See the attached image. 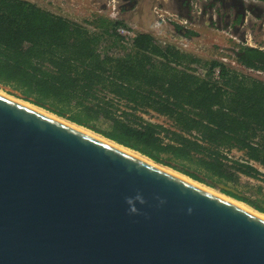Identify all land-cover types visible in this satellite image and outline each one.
Listing matches in <instances>:
<instances>
[{"label":"trees","instance_id":"obj_1","mask_svg":"<svg viewBox=\"0 0 264 264\" xmlns=\"http://www.w3.org/2000/svg\"><path fill=\"white\" fill-rule=\"evenodd\" d=\"M121 26L0 0V87L264 211L236 186L264 179V79ZM237 49L238 62L264 70V49Z\"/></svg>","mask_w":264,"mask_h":264},{"label":"water","instance_id":"obj_2","mask_svg":"<svg viewBox=\"0 0 264 264\" xmlns=\"http://www.w3.org/2000/svg\"><path fill=\"white\" fill-rule=\"evenodd\" d=\"M69 121L0 92V264H264V217Z\"/></svg>","mask_w":264,"mask_h":264},{"label":"rangeland","instance_id":"obj_3","mask_svg":"<svg viewBox=\"0 0 264 264\" xmlns=\"http://www.w3.org/2000/svg\"><path fill=\"white\" fill-rule=\"evenodd\" d=\"M31 1H34L38 5L46 9H49L55 13L62 14L78 22H94L100 16L107 17L113 20L122 19L130 26L131 33L133 34L139 31L150 32L158 38L164 41L172 42L181 47L183 50L193 52L203 57L204 59H225L224 61L227 62L230 66L237 68L238 70L240 69V71H243L245 73L259 76L264 79V70L245 67L243 64L238 62L236 58V51L238 50L237 48L242 45L264 49V11H261V8H264V0H245L246 5L254 3L256 5L254 8L259 11L260 14L259 16H250L249 22H242L239 28L242 27L243 23H246L244 37L236 32L238 29L237 24L235 25L236 27L234 26L232 27V29H229L226 22H221L218 25L203 21L193 22L192 20L188 21V23H181L179 21L181 17L179 16V5H173L174 0H128L129 3L132 2V7H130L129 9H124V0H121V3L123 4H120L118 7L123 12V14L120 15V17L119 15H117L116 17H111L110 15L115 12V9L113 8L115 2H113L112 0ZM225 1L232 5V16L230 18L231 20L233 18V15H236V10L237 8L239 10V6L242 4V2L241 0ZM157 4L159 5V13H156L154 11L156 10ZM157 14H162L165 18V21L162 20V22L159 23V21L157 20L158 18L156 17ZM222 18L225 19V15H223ZM253 24H256L258 26L256 28L258 30L257 33L254 30V32L251 30L252 28L255 29L253 27ZM247 28L248 30L246 32ZM132 36L133 35L129 34L126 37L130 38ZM0 89L9 93L6 88L0 87ZM231 154L232 156L237 158L243 157V152L240 151H233V153ZM260 167L264 171V166ZM236 186L239 190H241L247 196H250L254 200L264 199L263 178L260 179L247 175H241L240 180L237 182ZM211 188L225 194L217 188ZM225 195L231 196L228 194ZM245 203L248 204L251 208L264 213V211L256 208L250 203Z\"/></svg>","mask_w":264,"mask_h":264},{"label":"flooded vegetation","instance_id":"obj_4","mask_svg":"<svg viewBox=\"0 0 264 264\" xmlns=\"http://www.w3.org/2000/svg\"><path fill=\"white\" fill-rule=\"evenodd\" d=\"M241 2L242 3L245 2V3H244V5L241 4L239 6V10L236 7L238 11L236 10V15L234 14L235 18L233 15V18L231 20H230V18L232 16V13H231L232 12V10H231L232 5L230 3H227L225 0H174L173 5L178 4L179 5L178 9L180 11L179 16L187 17L189 21H191V20L193 22H196V21L202 22L203 21V22H208L210 24L214 23L216 25H218L221 22H223V23L226 22L229 29H232V27H234L237 24L238 29L236 32L239 35H241L242 37H244L246 23L245 24L243 23L242 27L239 28L241 26L242 22H249L250 16L251 17H253V15L259 16L260 13H259V11H257L254 8L256 6L254 3L246 5L245 0H241ZM117 3H118V6L120 4H123V3H121V0H118ZM125 3H128V4H125ZM195 5L200 7V9H201L200 13L194 12V7H196ZM123 6L125 7L124 9H129L130 7H132V2L129 3L128 0H124ZM242 7L243 8L245 7L244 14L242 15L243 20L241 23H237V18H238V15L240 14L239 11H241ZM117 10H118V14L120 17V15H122L123 12L120 10L119 7ZM154 11L156 12V10H154ZM261 11L263 12L264 8H261ZM223 15H225V19L222 18ZM156 17L158 18L157 20H159V18H160L159 14H157ZM253 27L255 29L250 27V28H252L251 30L252 31L254 30L257 33L258 30L256 28L258 26L256 24H253ZM247 30H248V28L246 29V32H247Z\"/></svg>","mask_w":264,"mask_h":264},{"label":"bare ground","instance_id":"obj_5","mask_svg":"<svg viewBox=\"0 0 264 264\" xmlns=\"http://www.w3.org/2000/svg\"><path fill=\"white\" fill-rule=\"evenodd\" d=\"M1 87H2V86H1ZM4 90H5V89H4ZM0 92H2V93H4V94H7V95H9V96H11V97H13V98H16V99H18V100H20V101H22V102H24V103H26V104H28V105H31V106H33V107H35V108L41 109V110L44 111V112H47V113H49V114H51V115L56 116V114H53L52 112H50V111H48V110H45L44 108H42V107H40V106H38V105H36V104H34V103H31V102H29V101H27V100L21 99L20 97H16V96L13 95V94H9V93L3 91L2 89H0ZM69 122H70V121H69ZM70 123H72L73 125H77V124L74 123V122H70ZM77 126H78V128L83 129V130H85V131H87V132H90V133L93 134V135H96V136H98V137H100V138H103L104 140H107V141L112 142L113 144L119 146V147L122 148V149H125V150H127V151H130V152H132V153H134V154H137V155H139V156H142V157L145 158V159H148V160L152 161L151 158L149 159L147 156H145V154L141 153V152L138 151V150H135V149H132V148H130V147H127V146H125V145H123V144H120V143H118V142H116V141H114V140H112V139H109V138L103 136L102 134H99V133H96V132H94V131H92V130H90V129L84 128V126H80V125H77ZM161 166H163V167L169 169L170 171H172V172H174V173H176V174H178V175H180V176H182V177H184V178H187V179H189V180H191V181H193V182H196L197 184H200V185L204 186L205 188H207V189H209V190H211V191H213V192H215V193L221 195L222 197H224V198H226V199H229L230 201H233L234 203H237V204L243 206L244 208H247V209H249V210H251V211H253V212L259 214L260 216L264 217V213H262V212H260V211H258V210H255V209H253V208H251V207H250L248 204H246L245 202H242V201H240L239 199L234 198V196L231 197V196H227V195H225L226 193H225V194L220 193V192L217 191L216 189H212L211 187H208V186H206L205 184L198 182L197 180L195 181L193 178H191V177H189V176H187V175H185V174H183V173H181V172H179V171H177V170H175V169H173V168H171V167L164 166L163 164H162Z\"/></svg>","mask_w":264,"mask_h":264},{"label":"built area","instance_id":"obj_6","mask_svg":"<svg viewBox=\"0 0 264 264\" xmlns=\"http://www.w3.org/2000/svg\"><path fill=\"white\" fill-rule=\"evenodd\" d=\"M113 2H115V4H114V9H115V12H113L112 14H110L111 15V17H116L117 15H119L118 14V3H117V1L118 0H112ZM196 7H194V12L196 13H200V11H201V9H200V7L199 6H197V5H195ZM159 9V5H157V7H156V12L157 13H159L158 10ZM159 16H160V18H159V23L160 22H162V20H164L165 21V18H164V16L162 15V14H159ZM181 23H188V18L187 17H180V20H179ZM119 31L122 33V34H124L125 36H128L129 34H131V35H133V33H131V30H130V28H127V27H125V26H121V27H119ZM251 45V44H250ZM225 60V59H224ZM246 67V66H245ZM251 69H254V68H251Z\"/></svg>","mask_w":264,"mask_h":264}]
</instances>
